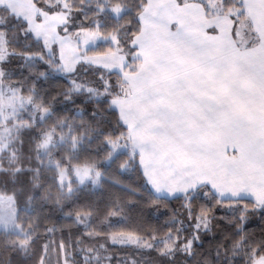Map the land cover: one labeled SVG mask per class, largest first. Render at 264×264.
<instances>
[{
    "label": "trees",
    "instance_id": "1",
    "mask_svg": "<svg viewBox=\"0 0 264 264\" xmlns=\"http://www.w3.org/2000/svg\"><path fill=\"white\" fill-rule=\"evenodd\" d=\"M32 2L47 12L68 11L72 29H95L103 37L116 36L117 48L126 55L128 66L132 65L126 67L127 72L134 71L131 42L139 34V15L146 0ZM202 4L207 15L216 14ZM114 6L123 9L118 17L107 10ZM219 11L229 15L235 28L245 25L251 36L242 0H222ZM0 32L11 53L3 63L10 81L48 112L42 121L20 133L18 170L3 164L0 171V193L13 197L16 221L27 232L25 236L0 232V264H40L47 242L58 264L61 249L76 252L77 247L101 246L110 256V264H252L264 257V204L219 200L204 186L174 198L152 193L128 133L110 105L109 99L120 92L119 74L100 69L84 72L89 79L105 74L110 83L109 94L92 99L74 92L67 78L49 70L53 58L27 24L3 6ZM254 44L251 41L246 46ZM112 50L110 43H100L86 54ZM25 56L39 58L24 60ZM48 132L59 139L51 151L57 166L94 167L101 175L96 188L84 185L68 194L59 187L57 168L37 157L36 145ZM114 142L124 143V150L113 155ZM202 214L209 217V228L197 231L190 251L183 252L182 246L192 237V225ZM117 233L135 235L150 247L139 250L110 244L109 236ZM123 258L127 260L122 262Z\"/></svg>",
    "mask_w": 264,
    "mask_h": 264
},
{
    "label": "crops",
    "instance_id": "2",
    "mask_svg": "<svg viewBox=\"0 0 264 264\" xmlns=\"http://www.w3.org/2000/svg\"><path fill=\"white\" fill-rule=\"evenodd\" d=\"M242 1L251 47L228 14L207 15L202 2L146 0L134 71L109 57L123 73L110 105L157 197L204 186L219 200L264 204V0Z\"/></svg>",
    "mask_w": 264,
    "mask_h": 264
},
{
    "label": "rangeland",
    "instance_id": "3",
    "mask_svg": "<svg viewBox=\"0 0 264 264\" xmlns=\"http://www.w3.org/2000/svg\"><path fill=\"white\" fill-rule=\"evenodd\" d=\"M7 1H9L10 8L2 4L0 6L5 7L12 15L22 19L27 24L33 37L41 42L45 51L53 58V64L48 63L49 70L52 73L67 78L74 92L85 93L92 99H99L110 93V83L105 74H99L93 79H89L84 72L90 69H100L105 73H117L113 70L115 64L109 57L118 55L117 57L124 56L126 59V55L117 48L116 36L103 37L95 29H72L69 12L64 9L47 12L37 8L32 0ZM196 1L204 3L212 13H216L217 10L221 9L222 0ZM107 10L114 17H118L123 11L118 6L109 7ZM250 33L245 25H238L234 29L236 39L243 47L249 44ZM107 42L112 45V51L104 54H86L89 48ZM10 55L11 53L6 49L4 35L0 32V171L3 170V164L9 169L14 167V170H18L20 133L36 122L42 121L48 114L47 111L37 107L32 102L31 97L23 96L15 83L10 81L9 73L3 67V63L8 61ZM37 58L39 57L25 56L24 60H36ZM78 67H82L79 73H77ZM130 67L128 66V68ZM120 74H123L122 71ZM117 87L119 90L122 89L120 88L122 85ZM58 140L52 132L42 134L36 145L38 161L57 168V183L68 194L84 185L96 188L101 175L94 167L59 168L57 166L52 159L51 151L55 144H58ZM123 144L122 142L112 143V154L124 150ZM192 227V237L181 248L186 253L190 251L192 242L196 240V232L209 228V217L203 214L199 215ZM0 232L20 236L27 234V232L21 230V226L16 221V208L13 197L2 193H0ZM109 242L112 245L129 246L139 250L150 247V243L132 234H111ZM48 245L47 242L43 247L44 256L40 264H49L48 261L51 264H58L55 251L53 249L50 251ZM60 256V264H110V256L105 252L103 246L93 248L77 247L76 252L64 248L60 250ZM125 260L127 258H123L122 262ZM119 264L123 263L120 262Z\"/></svg>",
    "mask_w": 264,
    "mask_h": 264
}]
</instances>
